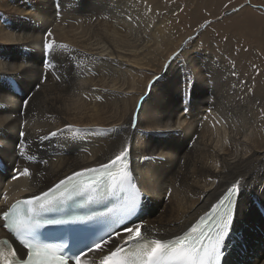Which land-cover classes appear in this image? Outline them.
Listing matches in <instances>:
<instances>
[{"label":"bare ground","instance_id":"bare-ground-1","mask_svg":"<svg viewBox=\"0 0 264 264\" xmlns=\"http://www.w3.org/2000/svg\"><path fill=\"white\" fill-rule=\"evenodd\" d=\"M51 1L0 0V66L25 64L33 69L10 72L17 79L0 82V162L7 168V175L0 173V193L7 196L0 200V211L46 190L72 171L104 162L127 138L132 146L131 167L146 206L139 219L158 229L162 238H173L187 231L242 177L224 264H264V98L253 62L259 61L258 53L253 50V57L246 58L238 48L229 50L214 31L202 33L192 46L180 49L172 15L158 8L156 0H59V19ZM25 2L33 5L31 10ZM145 5L152 11L146 12ZM127 14L140 17L139 27L134 26L135 19L127 20ZM8 22L14 25L7 28ZM45 27L52 28L58 42L80 49L77 56L83 60L82 67L92 69L91 74H70L60 82L49 76L39 92L29 90L41 70L38 40ZM174 51L181 55L165 76L160 69ZM104 52L113 59L100 57ZM153 72L164 77L162 87L155 88L139 109L136 130L129 127L118 136L108 133L102 144L93 131L66 133L43 147L33 141L36 129L43 135L65 124L81 129L127 125ZM192 74L195 84L185 99L182 87ZM29 97L21 114V105ZM186 104L189 110L182 116ZM20 120L29 122L26 154L47 159V165L17 157ZM183 121L184 128L167 129L163 136L148 131ZM161 153L165 160L141 159ZM17 165L29 167L32 178L12 180ZM161 205L155 216L154 207Z\"/></svg>","mask_w":264,"mask_h":264},{"label":"snow or ice","instance_id":"snow-or-ice-1","mask_svg":"<svg viewBox=\"0 0 264 264\" xmlns=\"http://www.w3.org/2000/svg\"><path fill=\"white\" fill-rule=\"evenodd\" d=\"M230 4L231 0H228L223 5L226 11L222 16L216 17V21L236 15L245 8V4L231 8ZM247 6L251 7V4L248 3ZM54 7L57 9L55 16L59 19L62 11L59 0H54ZM257 10L264 11V7ZM145 11L151 12L152 9L145 5ZM126 18L129 22L135 19L134 26L139 27V16L134 18L127 14ZM213 23V20L205 19L199 25L196 35L206 31ZM193 39L190 35L183 46L187 47ZM224 39L227 40L228 37L225 36ZM38 47L42 59L37 83L33 85L37 92L48 82L49 76L60 82L62 77L70 74L79 76L92 72L90 67H82L83 60L77 56L80 49L58 42L50 27H45L43 36L38 40ZM84 55L93 59L91 54ZM180 55V52L174 51L160 72L166 76L171 62ZM100 57L104 60L113 59L107 52L100 54ZM25 68L33 71L25 64H20L19 67L0 66V82L17 79L8 73H19ZM151 76L143 86V94L136 101L127 125L81 129L65 124L63 129L57 128L43 135L39 134L40 129H36L33 141L43 147L46 141L66 133L76 136L93 131L118 136L129 127L136 128L139 109L143 107L144 101L151 97L155 88L162 87L160 82L164 77L154 72ZM194 84L195 75L187 76L182 87L185 99L190 96L191 86ZM169 85L174 86L171 81ZM104 91L107 92L108 89L105 88ZM30 99L31 97L23 101L21 114L28 107ZM188 110L186 104L180 115L186 116ZM8 119L11 120L12 116ZM17 123V157L26 162L36 161L47 165V159L26 154V148L30 149V145L26 139L28 133L25 126L29 122L20 120ZM185 124L186 121H183L148 131L163 136L167 129L177 131L184 128ZM131 155L132 146L127 138H123L104 162L72 171L46 190L23 200H16L6 210L0 211V228L17 242V246H13L9 239H0V264H224V257L231 243L229 237L233 235L232 228L243 178L232 183L211 206L210 211L187 231L173 238H162L158 229L138 218L141 209L146 206L144 193L131 167ZM141 159L162 161L166 157L161 153L156 157L145 155ZM32 176L33 172L29 167L17 165L13 168L11 179H31ZM6 199V194L0 193V200ZM153 232L157 235L150 234ZM56 240L60 242H54Z\"/></svg>","mask_w":264,"mask_h":264},{"label":"rangeland","instance_id":"rangeland-1","mask_svg":"<svg viewBox=\"0 0 264 264\" xmlns=\"http://www.w3.org/2000/svg\"><path fill=\"white\" fill-rule=\"evenodd\" d=\"M51 2L54 5V0ZM155 2H159L157 7L160 9L162 8V11L171 13L172 20H174V28L180 35V49L183 47V42L186 41L190 35L193 36L194 39L190 41L188 45L190 46L191 44L192 46L193 42L196 39L200 38L202 33L214 31L215 35L217 37L219 36L218 39L222 41L225 47H229V50L233 49L234 51H236V49L238 48L239 53H241V55H245L246 58H252L254 51L258 53V57L260 58L259 61L257 63L255 61L253 62L258 71V73L256 72V75L258 74V76L260 77V82L258 81V84L262 85L263 90L261 96L264 98V11L257 10L260 7H264V0H231V4L229 5L230 8L233 6L238 7L241 4H245V8L240 13L234 16H227L221 21H216V17L222 16L224 14L226 10L223 8V5L225 3H228V0H156ZM248 3L251 4V7L247 6ZM25 4H27L29 10L32 9V4L26 2ZM205 19L213 20L214 23L210 27H208L207 30L209 31H203L200 35L197 36L196 32L199 31V25L203 23ZM2 24L4 25V22H2ZM13 25V22L6 23L7 28L12 27ZM239 26L241 27L239 28ZM230 29L231 31H229ZM241 34H243V42L240 38L242 36ZM225 36L228 37L227 40L224 39ZM34 83H37V81L33 82L31 87L29 88L30 91H32V89L34 88ZM262 102H264V100ZM107 134L108 133H99L98 142L100 144L103 143V140L105 139ZM162 208V205L154 207L155 216L159 212H161ZM250 263H253V261H250Z\"/></svg>","mask_w":264,"mask_h":264}]
</instances>
